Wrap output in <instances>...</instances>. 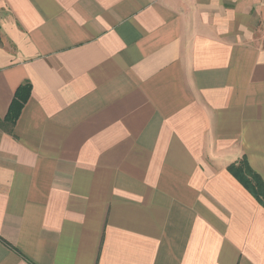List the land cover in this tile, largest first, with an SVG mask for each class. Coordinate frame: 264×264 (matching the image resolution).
<instances>
[{"label":"crops","instance_id":"obj_1","mask_svg":"<svg viewBox=\"0 0 264 264\" xmlns=\"http://www.w3.org/2000/svg\"><path fill=\"white\" fill-rule=\"evenodd\" d=\"M0 264H264V0H0Z\"/></svg>","mask_w":264,"mask_h":264},{"label":"trees","instance_id":"obj_2","mask_svg":"<svg viewBox=\"0 0 264 264\" xmlns=\"http://www.w3.org/2000/svg\"><path fill=\"white\" fill-rule=\"evenodd\" d=\"M30 90L31 86L27 82L16 89L4 120H0V127L10 131L18 119L23 105L30 96ZM227 170L238 180L244 189L254 197L258 204L264 207V184L261 179L250 170L247 162L242 160L238 164L229 166ZM0 242L14 249L4 240L0 239Z\"/></svg>","mask_w":264,"mask_h":264}]
</instances>
